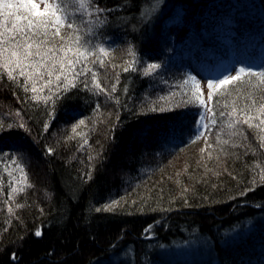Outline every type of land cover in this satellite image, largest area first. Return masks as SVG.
<instances>
[{"label": "trees", "instance_id": "1", "mask_svg": "<svg viewBox=\"0 0 264 264\" xmlns=\"http://www.w3.org/2000/svg\"><path fill=\"white\" fill-rule=\"evenodd\" d=\"M152 1L99 0L100 7L112 11L103 17L93 16L95 24L110 15L109 25H100L98 36L108 42L105 48L112 53L127 50L129 56L122 55L111 66L103 63L105 68L96 62L99 58L81 59L86 69L97 73L95 81L90 73L73 79L66 66L60 88L52 92L43 85V90L34 93L24 77L17 76L16 83L0 77V117L5 115L11 123L19 124V113L27 123V131L13 128L3 133L0 152L16 159L25 141L46 168L48 178L43 190L38 187L37 174V181L30 180L25 170L22 173L10 164L11 160H0V192L20 198L24 206L15 218L0 213V264H264V220L234 238L221 236L222 229L243 217L264 214V182L260 180L264 175V147L260 140L248 139L228 147L232 153L229 175H202L195 166L188 169L193 185L187 191L174 179L178 177L174 169L169 170L167 160L185 150L187 143L178 147L181 143L177 141L171 144L173 148L160 144L169 136L191 132L204 111L190 94L193 81L189 73L185 74L184 51L202 40L201 49L206 51L195 55L209 58L214 54L198 28L201 24L192 21H201L208 7L218 9L228 0H159L162 7L155 19L147 17ZM250 1L264 8V0ZM198 6L203 7L198 18H191L190 25L183 27L181 16ZM219 24L224 26L221 20ZM170 28L182 31L177 39H170L181 58L174 61V75L166 73L172 62L161 40L166 39L163 30ZM63 44L68 48L66 41ZM65 53L57 51L56 55L64 57ZM148 64H160L161 68L145 75ZM252 71L262 72L264 68ZM65 76L77 87L62 91ZM82 80L88 81L87 88ZM25 82L29 91L20 86ZM97 83L110 87V91L115 85L116 91L110 92L114 114L107 122L101 120L92 126L87 122L71 132L72 122L81 118L86 122L102 100ZM53 93H60L59 98ZM263 93L244 88L235 95ZM47 96L52 100L45 103ZM160 107L166 111H159ZM9 145H13L11 150ZM16 187L19 191L12 193ZM250 187L255 190L247 191ZM242 191L247 195H240ZM109 205L112 207L106 210ZM149 226L151 231H146ZM38 230L42 232L39 237L34 234ZM195 232L211 238L209 256L183 262L167 254L171 246Z\"/></svg>", "mask_w": 264, "mask_h": 264}, {"label": "rangeland", "instance_id": "2", "mask_svg": "<svg viewBox=\"0 0 264 264\" xmlns=\"http://www.w3.org/2000/svg\"><path fill=\"white\" fill-rule=\"evenodd\" d=\"M152 2L153 3L150 6V10L152 11H149V13H151H148L147 17L152 15L151 19H155L156 11L160 10L162 6L159 0H154ZM41 8L43 9V4L41 5ZM202 8L203 7L198 6V8L192 9L191 11H186L185 14L187 16L185 14L181 16L183 27L187 24L190 25L191 18L196 20L198 15L202 12ZM219 9L221 11H219ZM206 10L207 13L205 18H202L201 21H192V23L201 24L198 28L209 42L207 47L213 49L212 52L214 54H210L209 58L196 56L195 52L200 53L201 50L206 51V48L201 49L200 42L203 43L202 40L200 42L193 43L191 44V49L184 51V54L186 55L184 67L187 70L185 74L189 73L190 76L195 77V79L200 82L199 90L195 87L194 82L192 85H189L190 94L200 91L202 93V95H200L201 99H204L209 108L212 109V111H206L204 109L201 114L206 117L203 123L207 124L208 127L207 129L199 127L201 123L200 115L191 126V132L185 131L180 135L178 134V136H169L168 139H166L169 145H166V141L163 143L160 142V144L166 146L167 148H173L171 144H174L177 141H180L181 143L178 147H182V144L184 143H187L188 145L185 150L178 152L171 158L167 159L169 161L168 166H171L169 170L174 169L173 173L176 177H178L177 179H174L181 183L183 191H187L193 185V177L188 178L187 176V172H189L188 169L191 167L195 166L196 170L202 171V175H217L221 172L229 175V164L231 162L230 159L232 157V153L229 151L231 148L228 149V147H233L237 145V143L241 145L246 143L248 139L251 142L260 140L259 144H264V139H262L264 138V125H261L260 128H249L248 124H244L242 122L248 115L253 117L250 121L253 125L259 124L260 121L264 119V111H261L260 109V106L264 104V93L248 97L245 96L246 94H241L243 96L235 95L236 91L244 88H249L251 91L259 89V91L264 92V84L260 83L258 78L245 77L242 82L237 83L235 86L226 85L225 89L212 90L206 87V81L219 80L229 74L234 75V70H238L241 67L251 68L252 70L255 67L260 69L264 68V8L254 4L250 0H228L224 3V5L219 6L218 9L208 7ZM109 17L110 15L105 17L104 20H102L103 23L102 21L99 22V20H96L95 24L93 16L86 18L90 21L87 24V32L85 33L83 26H81V32L85 33V38L89 42L87 47L95 50L97 46H108V44H106L108 42L100 39L101 36H98V29L102 30V28H100L102 26L100 25L104 26L105 23L109 25ZM170 18L171 22H173V17ZM220 20L224 26L219 24ZM68 32L70 31L67 28L62 29L61 34H67L65 35V39L61 41L60 37H56L55 43L56 45L61 46V44L66 41L68 48H71L72 51L68 52L67 48L65 51L66 54L68 52L67 56L71 57L73 52L76 51V45L74 40H70L68 37L74 36L75 33L69 35ZM181 32V29L179 31L175 28L163 30L164 36L169 41L170 39L171 41L177 39ZM166 39H161L162 44L165 46L168 53L170 52L169 57L172 62V68L169 69L170 71L166 70V73L168 75H174L177 74L173 69V67L177 68L174 64L175 62H180L181 58H179V54H177V52H175L176 50L172 47L171 41L169 45V42ZM120 43L119 45L122 46L123 43ZM126 51L127 50L123 53L120 52L116 54L108 50L109 54L107 56H102V54H100V57H91V60L95 61L99 58L103 60V63H108V66H111V63L118 62L122 55L129 56V53ZM80 59H84V57L81 56ZM210 59H212V61ZM103 67L105 68L104 64L102 68ZM100 70L102 71V69ZM29 71H32V69H29ZM41 71L44 70L42 69ZM179 73L182 74L181 72ZM49 79H51L53 83L46 85V81ZM54 80L55 75L53 73L52 77L45 75L43 80L34 76L33 81L30 82L31 86H33V82H35L36 91L43 90L44 85L49 89V91L53 92L56 90ZM172 80H174V77ZM104 89L107 91L102 92V100L96 103L94 111L83 125H87V122H91V126L93 124L99 125L101 120L107 122V120L114 114V104L111 103L113 100L110 94V87H106ZM209 93H212L211 99H209ZM242 109L244 110L243 113ZM218 110H221V112L224 113V116L220 115L221 112L217 115ZM213 113H215V116H213ZM20 114L22 115V113ZM17 117L19 118V124H24L27 127L25 120L20 115H17ZM81 119L84 120V118ZM212 119L217 120V123L214 126L211 123ZM79 120L73 121L69 126L71 132L72 128ZM0 122L9 124L12 121L10 118L5 119L4 115V117H0ZM229 124H232L233 126L229 127ZM79 127H77L76 130H79ZM22 130L25 131V129ZM197 132H199V138H197ZM233 133H235V135H233ZM181 139H183V142H181ZM224 141H227V143ZM225 144L228 145L224 147ZM20 147L21 150L18 153V157L15 159L17 163L13 164L11 162L10 164L18 168L22 166L23 170H25V172H27L26 174L30 177V180L31 178L35 180V174H37L40 181L38 187L41 186L43 187V190H45V184L48 182L46 168H44L42 162L38 159L39 157H37L32 152V149L26 145L25 141H22ZM12 148L13 145H9V150ZM181 172H184V174H181ZM161 177L164 178V176ZM35 185L36 184H33L32 187H35ZM16 189V192H18L19 188L16 187ZM19 199L20 198L13 197V195L8 192H3V194L0 192L1 215L6 218H15L19 209L24 207ZM9 208H11V212L9 211ZM263 220L264 214L258 217H243L238 223H234L231 226L222 229L221 236L223 239L234 238L242 232L250 231L255 228ZM9 221L11 222V220ZM210 242L211 238L209 236L199 235L196 232L194 234L189 233L187 239L179 241L171 246V248L167 250V254H171L173 259H181L183 262H190L192 259L195 260L197 257L202 255L204 257L209 256L211 254V251L208 248Z\"/></svg>", "mask_w": 264, "mask_h": 264}, {"label": "snow or ice", "instance_id": "3", "mask_svg": "<svg viewBox=\"0 0 264 264\" xmlns=\"http://www.w3.org/2000/svg\"><path fill=\"white\" fill-rule=\"evenodd\" d=\"M43 4V9L41 5ZM110 8H102L99 6V0H0V77L6 76L8 80L13 83L17 82V76L24 77L25 81H33L34 76L38 79L43 80L44 76L52 77L54 72L58 74L55 76L56 87H61V75H63L66 66L67 70L73 74V79H81L86 77L89 73L92 76L93 81L97 79V73L86 69V61L89 57H95L98 54L107 56L108 50L103 46H97L95 50L87 47L88 40L85 38L87 32V24L90 22L86 18L90 16L103 17L105 12H111ZM81 26L84 27L85 33L81 32ZM67 28L70 32L75 33L74 36H69L70 40H74L76 45V51L73 52L72 56L69 57L65 53L64 57H57V51H64L67 47L65 44H61L58 49L55 43V38L60 37V40L65 39V35L61 34V30ZM68 52H71V48H67ZM84 57L82 62L80 57ZM103 66V60L99 59L96 61ZM133 64L135 61L132 62ZM59 64V68H57ZM160 64H148L145 68V75L151 74L152 70L160 69ZM32 69V71H29ZM44 71H41V70ZM18 70V71H17ZM128 71V68L124 69ZM235 74L225 75L219 80H208L206 81V87L212 90L225 89L226 85L235 86L237 83L242 82L245 77L258 78L259 82L264 84V71L253 72L251 68L241 67L238 70H234ZM15 73V75H14ZM195 87L199 90L200 82L195 77L190 78ZM65 83L62 87V91H70L76 88L75 83L68 81L67 76L64 77ZM20 85L25 91H29L27 83ZM53 81L49 79L46 81L47 84H52ZM85 88L88 87V81L82 80ZM187 83V81H185ZM96 89L101 92L107 90L101 87L98 83ZM32 92H36L35 82L30 89ZM112 92L116 91L115 85L111 88ZM52 95L59 98L60 93H53ZM194 97L198 101V106L204 108L206 111H212L211 108L206 104L204 99H200L202 93L197 91L193 93ZM212 93H209V99H211ZM36 98V97H34ZM52 100V96L44 98V102L48 103ZM118 102V101H117ZM179 107V106H177ZM261 111H264V105L260 106ZM157 109L153 108L152 111ZM159 111H166L165 108L160 107ZM167 111H173L167 109ZM242 109V113H243ZM16 115H19L17 113ZM224 116V113H220ZM215 116V113H213ZM206 117L200 116L199 127L207 129L208 125L204 124ZM253 119L251 115L246 116L243 119L244 124H248L249 128L256 127L260 128L264 125V119L259 124L253 125L250 121ZM239 122V121H238ZM85 123L84 120H79L78 123L72 128L75 132L76 128ZM212 125H216L217 120L212 119ZM229 124V127H232ZM47 127V125L45 126ZM13 128L25 129L24 124H4L0 122V139L3 138V133L11 131ZM235 135V133H233ZM197 138H199V132H197ZM264 139V138H262ZM227 143V141H224ZM264 147V144H261ZM49 153L52 149H48ZM8 159L12 163H17L15 159L10 156H6L5 153L0 152V160ZM19 170L23 173V167L20 166ZM26 179V174H25ZM261 182H264V175L260 177ZM256 183L255 179L252 182ZM255 189L250 187L247 191H254ZM12 193L17 191L16 188L11 189ZM23 191V189H20ZM247 191H242L240 195H247ZM118 203V202H114ZM259 206V205H258ZM112 205H109L110 209ZM11 212V208H9ZM99 211V209H97ZM146 231H151L149 226ZM37 237L42 235L41 231L34 233ZM15 258V257H13Z\"/></svg>", "mask_w": 264, "mask_h": 264}]
</instances>
